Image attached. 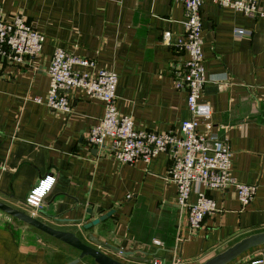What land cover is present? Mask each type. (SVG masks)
<instances>
[{"label":"crops","instance_id":"0c3cea01","mask_svg":"<svg viewBox=\"0 0 264 264\" xmlns=\"http://www.w3.org/2000/svg\"><path fill=\"white\" fill-rule=\"evenodd\" d=\"M0 4L3 15L24 13L45 36L34 59L23 64L0 59L1 201L29 214L35 211V217L49 226L102 248L89 240L91 236L107 245L103 251L110 256L122 250L124 256L117 259L130 264L152 258L199 264L239 239L264 231V16L213 0L201 5L208 79L202 100L211 106V114L199 129L229 144L233 177L255 184L256 191L242 206L233 186L208 190L216 210L204 218L201 228L191 231L176 203V185L165 179L167 153H158L148 163H120L108 148L87 142L90 128L103 115L100 100L78 89L68 93L67 113L44 103L47 69L54 50L61 47L77 57H95L96 68L117 73L116 106L133 118L136 127L177 128L189 112L186 92L174 86L169 71L171 62L185 55L163 40V32L183 33L181 0H0ZM235 28L250 34L235 35ZM47 175L54 182L40 207L32 208L26 198ZM194 197L192 193L190 198ZM109 210L110 216L84 228ZM4 214L0 264H66L79 257L77 249ZM254 260L264 264V245L228 264ZM75 264L97 263L84 256Z\"/></svg>","mask_w":264,"mask_h":264},{"label":"built area","instance_id":"2783aa9c","mask_svg":"<svg viewBox=\"0 0 264 264\" xmlns=\"http://www.w3.org/2000/svg\"><path fill=\"white\" fill-rule=\"evenodd\" d=\"M221 6L232 7L252 16H264V3L257 0H213ZM184 10L183 33L173 36L166 30L163 40L174 47L177 54H184L170 64V76L178 90L186 92V107L189 117L182 120L175 129L167 131L149 130L136 127L130 115L122 114L116 106L115 89L117 73L112 69L96 68V59L77 57L64 48L57 47L47 69L48 88L44 103L51 110L69 112L71 109L68 93L82 90L89 98L103 104V115L89 132L87 142L94 147H106L120 163L131 164L137 160L145 163L160 152L169 155L170 165L165 179L175 183L176 203L185 214L188 228H201L204 218L216 210L210 189L235 188L237 197L246 206L253 198L256 185L237 181L231 173L232 152L229 144L208 136L199 129L200 123L211 114V106L202 100L207 76L202 52V12L203 0H181ZM235 35L250 34L242 28L234 29ZM174 37V38H173ZM45 36L27 20L24 13L5 16L0 4V59L23 64L34 59L41 52ZM75 65L90 70L76 69ZM36 102H41L35 97ZM47 175L32 188L26 204L39 208L41 198L54 182ZM194 193V199L191 194ZM35 216V211L31 213ZM154 243H159L154 240ZM123 257L122 250L116 252ZM262 260H254L257 264ZM130 264L129 262H126ZM177 259L167 262L152 258L141 264H181Z\"/></svg>","mask_w":264,"mask_h":264},{"label":"water","instance_id":"95a60500","mask_svg":"<svg viewBox=\"0 0 264 264\" xmlns=\"http://www.w3.org/2000/svg\"><path fill=\"white\" fill-rule=\"evenodd\" d=\"M0 210L12 216L13 218L25 222L33 226L34 228L48 234L49 236L54 237L55 239L60 240L61 242L77 249L79 251V257L66 264H75L84 256L91 257L97 264H127L126 262L120 261L117 258H114L104 252L103 248H108L107 245L99 243L94 238H91V236L89 240L91 242H96V244L100 245L99 247L102 248H97L85 243L79 236H77L73 232L53 228L37 217L18 208H15L1 200ZM112 213L113 210H109L106 213L93 218L91 221L87 222L84 225V228H88L97 224L98 222L110 216ZM260 245H264V231L252 233L239 239L224 250L216 253L215 255L199 264H228L245 251Z\"/></svg>","mask_w":264,"mask_h":264},{"label":"rangeland","instance_id":"374dc122","mask_svg":"<svg viewBox=\"0 0 264 264\" xmlns=\"http://www.w3.org/2000/svg\"><path fill=\"white\" fill-rule=\"evenodd\" d=\"M0 214L1 215H3L4 213H2L1 211H0ZM5 215V214H4ZM12 219V218H11ZM13 220V219H12ZM112 256H115V258H119V257H117V255L116 254H112ZM119 259H121V258H119Z\"/></svg>","mask_w":264,"mask_h":264}]
</instances>
